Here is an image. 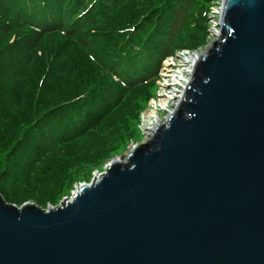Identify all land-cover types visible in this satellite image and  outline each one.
<instances>
[{
	"label": "water",
	"instance_id": "95a60500",
	"mask_svg": "<svg viewBox=\"0 0 264 264\" xmlns=\"http://www.w3.org/2000/svg\"><path fill=\"white\" fill-rule=\"evenodd\" d=\"M53 205L0 190V264H264V0H224L173 112Z\"/></svg>",
	"mask_w": 264,
	"mask_h": 264
},
{
	"label": "trees",
	"instance_id": "16d2710c",
	"mask_svg": "<svg viewBox=\"0 0 264 264\" xmlns=\"http://www.w3.org/2000/svg\"><path fill=\"white\" fill-rule=\"evenodd\" d=\"M198 0H0V190L56 206L136 135L162 59L204 42ZM79 165L76 170L70 169Z\"/></svg>",
	"mask_w": 264,
	"mask_h": 264
},
{
	"label": "rangeland",
	"instance_id": "374dc122",
	"mask_svg": "<svg viewBox=\"0 0 264 264\" xmlns=\"http://www.w3.org/2000/svg\"><path fill=\"white\" fill-rule=\"evenodd\" d=\"M198 1H200V3L195 4L194 10H197L195 12V15L198 16V11H199L200 5L203 2L204 7H205V9L203 11V16H204V24L206 27V33L204 36V42L201 45L195 47L194 49L190 48V50H194L195 52H198L199 57H200L205 52V50L211 45V43L215 40L217 28L219 25L220 14H221L220 8L223 7L224 0H198ZM217 12L220 14H216ZM178 49H182V48H178ZM178 49L174 50L173 55H175L177 53ZM190 69L188 68L189 71H190ZM187 75L189 78L190 77L189 72L187 73L183 70L182 76L186 77ZM158 80H159L158 78L155 79L153 95H151L149 97V99L147 100V103L144 104L143 109L139 113V122L137 124V130L138 131H137L136 135L128 138L127 141L124 142L122 145H120V147L116 151H114L111 154L110 158L107 159L106 161L98 162L94 166L88 165V167H87V165H85V167H84V164H83L81 166L83 169H81L77 173V177H78L79 181L75 182L72 185L71 190L69 191V194L62 197L60 201H62L63 199H65L66 197L71 195L73 192H75L76 189H78L81 186V184L87 183L96 174L100 173L113 158L120 157L122 154H124L126 151H128L135 144H138L139 142H141L142 140H144L146 137H148L150 135L149 131H147L145 128H142L143 123L141 121V115L143 114V112L147 111L146 113L148 114L154 110V109H152V107H149V103H148L152 97L157 98L159 93L162 94V93L167 92V91H165V89H163V91H162V88H161L162 86H160V84L158 85V83H157ZM172 88H173V91L176 92L177 95H179V93H181L182 91L184 92L183 82H180L179 84H177V86L174 85V87H172ZM170 92H172V90ZM177 95H175V97L173 99L169 100L167 107H158L157 109L154 110V112L156 113L157 116H159V118L162 120V122L165 121V118H167V116L170 114V112H172L175 109V106H177L176 105V102L178 100ZM148 108H149V111H148ZM146 125H147V123H146ZM78 167H79V165H75V166H72L70 169L76 170ZM26 202L36 203L33 200H28ZM36 204H38V203H36ZM48 205H50V204H48ZM39 206H41V205H39Z\"/></svg>",
	"mask_w": 264,
	"mask_h": 264
},
{
	"label": "built area",
	"instance_id": "2783aa9c",
	"mask_svg": "<svg viewBox=\"0 0 264 264\" xmlns=\"http://www.w3.org/2000/svg\"><path fill=\"white\" fill-rule=\"evenodd\" d=\"M220 10L222 13L223 7L220 8ZM216 14H220V13L217 12ZM220 16H221V14H220ZM219 21H220V19H219ZM198 58H199L198 52H195L194 50H190V49H181V50L177 51V53L175 55L168 56L162 63V67H161L159 74H158L159 80L157 81L158 85L160 84V86H162L161 87L162 91H163V89H165V91H167V92L162 93V94L159 93L157 98H155V97L151 98L149 101V107H152V109H154V110L157 109L158 107H167L168 103L166 105H162V103H161L162 100H164L166 98V96H168L169 93H174L173 94V98H174L175 95H177V94H176V92L173 91L172 87H174V85L177 86V84H179L180 82H183V86H184V90H185L186 85H187L190 77L188 78V75L186 77H183L182 76L183 70L187 73L189 72V75H191L194 63L196 62V61L193 62V60L194 59L197 60ZM192 62H193V64H192ZM191 65H193V66L190 69ZM188 68L190 69V71L188 70ZM176 77L179 79H177ZM171 90H172V92H170ZM183 93L184 92L182 91L181 93H179V95H177L178 100L176 102V105H178L179 100L181 99ZM167 102H169V100ZM175 108H176V106H175ZM154 110L151 111L150 113L154 112ZM148 111H149V108H148ZM146 112H143V114L141 115V121L143 123L142 128H145L147 131H149L150 134H152L154 132V129L156 128V126H154V124H152V122L154 120L153 117H155L156 114L150 116V118H149L150 113L147 114ZM165 120H166V118H165ZM146 123H147V125H146Z\"/></svg>",
	"mask_w": 264,
	"mask_h": 264
},
{
	"label": "bare ground",
	"instance_id": "6f19581e",
	"mask_svg": "<svg viewBox=\"0 0 264 264\" xmlns=\"http://www.w3.org/2000/svg\"><path fill=\"white\" fill-rule=\"evenodd\" d=\"M195 61H196V59L193 60V62H195ZM193 62H192V64H193ZM192 66L193 65H191L190 68H192ZM177 79H179V78H177ZM173 94L174 93H169L168 96H166V98L164 100H162V102H161L162 105H166L168 103L167 101L173 98ZM154 114H156V113H154V112L150 113L149 118H150V116H152ZM153 118H154V120H153L152 124H154V126L162 124V120L159 118V116L155 115V117H153Z\"/></svg>",
	"mask_w": 264,
	"mask_h": 264
}]
</instances>
